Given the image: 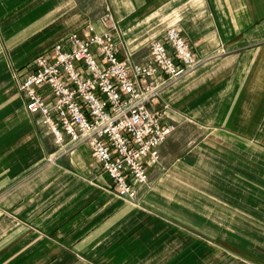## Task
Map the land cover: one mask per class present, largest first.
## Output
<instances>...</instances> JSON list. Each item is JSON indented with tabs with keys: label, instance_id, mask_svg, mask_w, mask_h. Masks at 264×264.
I'll return each mask as SVG.
<instances>
[{
	"label": "crops",
	"instance_id": "obj_1",
	"mask_svg": "<svg viewBox=\"0 0 264 264\" xmlns=\"http://www.w3.org/2000/svg\"><path fill=\"white\" fill-rule=\"evenodd\" d=\"M107 9L122 58L152 63L175 28L199 61L161 85L174 129L132 202L87 145L60 150L15 83L67 36L103 32ZM263 213L264 0H0V264H264Z\"/></svg>",
	"mask_w": 264,
	"mask_h": 264
},
{
	"label": "built area",
	"instance_id": "obj_2",
	"mask_svg": "<svg viewBox=\"0 0 264 264\" xmlns=\"http://www.w3.org/2000/svg\"><path fill=\"white\" fill-rule=\"evenodd\" d=\"M99 22L103 32L88 25L83 34L67 36L37 56L16 84L27 112L40 116L60 150L87 145L114 194L132 202L148 184L147 168L158 163L159 145L174 129L163 122V111L153 108L161 85L199 61L170 28L150 43L152 63L131 62L120 55L108 9ZM159 75L162 83L151 82Z\"/></svg>",
	"mask_w": 264,
	"mask_h": 264
},
{
	"label": "rangeland",
	"instance_id": "obj_3",
	"mask_svg": "<svg viewBox=\"0 0 264 264\" xmlns=\"http://www.w3.org/2000/svg\"><path fill=\"white\" fill-rule=\"evenodd\" d=\"M15 68H12V67H10V70H11V72L14 70ZM13 73V72H12ZM17 78H18V76H17ZM18 81V79H16L15 78V83ZM17 85V84H16ZM256 214H258V212H255ZM264 214V213H263ZM256 223H258V222H264V219L262 220H260V219H257L256 221H255ZM261 227V228H260ZM260 227H257L256 228V230H259V232H258V234L260 235V234H264V229L262 228V226H260ZM247 228V227H246ZM263 247H264V245H262ZM216 261H218V260H216Z\"/></svg>",
	"mask_w": 264,
	"mask_h": 264
}]
</instances>
